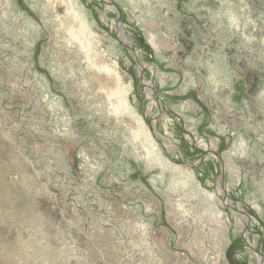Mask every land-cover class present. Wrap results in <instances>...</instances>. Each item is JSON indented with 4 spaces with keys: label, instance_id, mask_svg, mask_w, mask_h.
Masks as SVG:
<instances>
[{
    "label": "rangeland",
    "instance_id": "374dc122",
    "mask_svg": "<svg viewBox=\"0 0 264 264\" xmlns=\"http://www.w3.org/2000/svg\"><path fill=\"white\" fill-rule=\"evenodd\" d=\"M0 264H264V0H0Z\"/></svg>",
    "mask_w": 264,
    "mask_h": 264
},
{
    "label": "bare ground",
    "instance_id": "6f19581e",
    "mask_svg": "<svg viewBox=\"0 0 264 264\" xmlns=\"http://www.w3.org/2000/svg\"><path fill=\"white\" fill-rule=\"evenodd\" d=\"M145 85L147 86L146 83H145ZM148 93H149V92H148ZM163 149H164V148H163ZM221 188H222V186H221ZM222 189H223V188H222ZM222 189H221V190H222ZM226 197H227V196H226ZM235 214H236V213H235ZM235 214H234V215H235ZM235 216H236L237 219H238L239 217L242 218L240 215H235ZM244 216H245V215H244ZM245 219H246V218H245ZM256 254H257V253H256ZM256 258L258 259V262H260V261L262 262V260L259 258L258 255H256Z\"/></svg>",
    "mask_w": 264,
    "mask_h": 264
},
{
    "label": "water",
    "instance_id": "95a60500",
    "mask_svg": "<svg viewBox=\"0 0 264 264\" xmlns=\"http://www.w3.org/2000/svg\"><path fill=\"white\" fill-rule=\"evenodd\" d=\"M119 29V28H117ZM129 49L133 52V48L132 47H129ZM141 78H142V74H141ZM244 231H245V228H244Z\"/></svg>",
    "mask_w": 264,
    "mask_h": 264
}]
</instances>
